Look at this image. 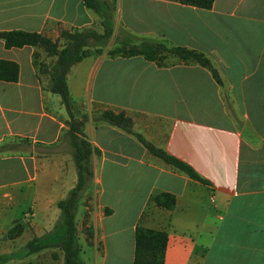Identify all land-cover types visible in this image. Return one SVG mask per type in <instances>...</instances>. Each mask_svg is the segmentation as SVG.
Returning <instances> with one entry per match:
<instances>
[{
  "label": "crops",
  "instance_id": "1",
  "mask_svg": "<svg viewBox=\"0 0 264 264\" xmlns=\"http://www.w3.org/2000/svg\"><path fill=\"white\" fill-rule=\"evenodd\" d=\"M113 1L118 29L204 54L223 87L172 56L159 66L104 53L71 68L67 86L77 108L125 111L135 132L206 181L176 172L133 135L89 120L84 139L99 155L76 223L84 217L94 264H133L138 227L166 234L163 264H264V0H214L210 10L175 0ZM100 22L83 0H0V32L41 33L58 45L60 29L101 32ZM0 60L19 66L18 82L0 81V145L16 146L0 153L5 255L53 229L76 172L67 113L39 74V64L51 66L55 57L39 48L5 49L0 41ZM162 193L174 196L173 209L153 203ZM15 222L24 230L11 240ZM6 264H63V254L47 249Z\"/></svg>",
  "mask_w": 264,
  "mask_h": 264
},
{
  "label": "trees",
  "instance_id": "2",
  "mask_svg": "<svg viewBox=\"0 0 264 264\" xmlns=\"http://www.w3.org/2000/svg\"><path fill=\"white\" fill-rule=\"evenodd\" d=\"M179 4L201 10H210L214 0H175ZM85 8L91 10L101 19V32L93 29H60L59 38L63 45L52 41L41 33L24 31H1L0 41L5 49H20L32 47L42 49L49 57H55L51 66L39 64V74L48 77L47 91L60 98L68 116L67 135L72 149V161L75 166L76 183L67 196L58 202L60 217L53 229L42 236L34 237L20 250L11 254L0 255V264L11 260H20L47 249H57L63 254V264H84L80 259L81 246L77 237L76 213L79 202L85 191L94 181L92 157L99 151L84 139L83 128L91 120L93 123H105L128 134L133 135L147 152L170 166L176 172L186 175L193 181L206 184L195 171L185 163L156 148L141 134L133 130L132 119L125 111L111 109L75 115L76 106L68 86L67 76L73 66L90 56H100L110 44H116L106 55L109 58H132L140 56L148 62L161 66L167 56L177 58L184 64H195L207 70L215 82L222 88L223 83L211 61L202 53L180 46H171L167 41L137 39L122 29L115 22V6L110 0H83ZM94 48L91 54L88 49ZM19 79V66L10 61L0 60V81L16 83ZM15 139L11 140L14 142ZM17 141V139H16ZM21 142L27 143L28 140ZM14 143L0 145V153L15 151ZM153 203L159 207L171 210L175 206L174 196L162 193L153 197ZM24 225L15 222L8 231L11 240L19 237ZM90 234V233H89ZM91 236V235H90ZM167 244V236L163 232L138 227L135 231V250L133 264H163ZM52 257L55 259L56 255Z\"/></svg>",
  "mask_w": 264,
  "mask_h": 264
},
{
  "label": "rangeland",
  "instance_id": "3",
  "mask_svg": "<svg viewBox=\"0 0 264 264\" xmlns=\"http://www.w3.org/2000/svg\"><path fill=\"white\" fill-rule=\"evenodd\" d=\"M115 6V19H117L118 13H119V9H118V5L117 2L115 3L113 0H111ZM58 43V42H57ZM116 44L112 43L110 44V46L108 48H106L104 50V53H107L108 51H110L111 49H113L115 47ZM62 46V43L59 45ZM94 48H90L88 49V51L92 54L94 52ZM103 53V54H104ZM51 65V64H50ZM41 79L45 82V85L48 83V77L46 75H41ZM58 97V96H56ZM84 111H82L81 109L76 107L75 110V115L79 116L81 113H83ZM24 152L29 151L30 149H26V148H22ZM13 156H20V154H22L23 156L24 153H12ZM93 185H91L90 188H92ZM90 188H88L86 191H90ZM85 191V192H86ZM85 194V193H84ZM83 194V196H84ZM83 196L80 199L79 202V206H78V212H82L83 211ZM90 200V202L92 201V198H88L87 201H85L84 204H87V202ZM92 204V203H91ZM76 227H77V237L79 240V244L81 246V254H80V259L84 264H94V257H95V249L91 243V236H90V232H89V228L86 227V223L84 222V217H79L78 222L76 223ZM99 250V248H98ZM60 253L62 254V252L60 251Z\"/></svg>",
  "mask_w": 264,
  "mask_h": 264
},
{
  "label": "built area",
  "instance_id": "4",
  "mask_svg": "<svg viewBox=\"0 0 264 264\" xmlns=\"http://www.w3.org/2000/svg\"><path fill=\"white\" fill-rule=\"evenodd\" d=\"M210 202H212L213 203V198L211 197V199H210Z\"/></svg>",
  "mask_w": 264,
  "mask_h": 264
}]
</instances>
